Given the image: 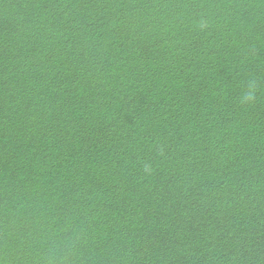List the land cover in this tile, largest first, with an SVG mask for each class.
Wrapping results in <instances>:
<instances>
[{"label":"trees","instance_id":"16d2710c","mask_svg":"<svg viewBox=\"0 0 264 264\" xmlns=\"http://www.w3.org/2000/svg\"><path fill=\"white\" fill-rule=\"evenodd\" d=\"M0 264H264V0H0Z\"/></svg>","mask_w":264,"mask_h":264},{"label":"clouds","instance_id":"9594fccd","mask_svg":"<svg viewBox=\"0 0 264 264\" xmlns=\"http://www.w3.org/2000/svg\"><path fill=\"white\" fill-rule=\"evenodd\" d=\"M255 89H256V84L255 82H251L248 85V90L246 91V93L244 94V96L242 97V102L243 103H250L254 100L255 98Z\"/></svg>","mask_w":264,"mask_h":264}]
</instances>
